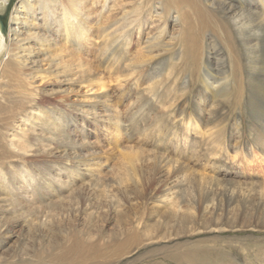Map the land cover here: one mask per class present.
I'll use <instances>...</instances> for the list:
<instances>
[{
  "label": "rangeland",
  "instance_id": "1",
  "mask_svg": "<svg viewBox=\"0 0 264 264\" xmlns=\"http://www.w3.org/2000/svg\"><path fill=\"white\" fill-rule=\"evenodd\" d=\"M197 1L211 12L207 22L200 23L190 7H174L189 22L170 24L161 40L155 41L159 45L153 43L151 49L144 41L159 32L153 26L145 27L140 36L136 29L131 43L120 46L114 24L126 9L103 28L97 27L88 39H63V45L52 44L48 53L26 42V49L36 48L34 56L38 57L0 70V149H6L0 150L3 178L15 182L19 175L42 176L45 170L54 174L67 160L82 161L79 153L88 154L84 165L91 159L99 162L96 180L86 173L89 179L78 178L71 189L56 184L51 196L41 186V200L21 198L17 204L21 206L13 207L15 213L5 205V190L0 187V264H264L263 5L253 4L262 12L249 18L251 23L240 31L237 17L245 16L244 10L218 14L208 10L203 0ZM227 1L235 7L244 3ZM19 2L11 1L7 31L15 28L11 14ZM205 63L211 65L217 79L225 71V90L206 89L201 80ZM183 82L190 91L183 93ZM115 115L123 123V130L118 131L122 137H115ZM83 127L96 132L85 134ZM175 132L179 135L174 136ZM13 136L18 138L14 142L17 150L10 145ZM17 156L20 158L15 159ZM140 180L145 182V192ZM167 198L175 199L183 210L172 214ZM191 219L196 226H190ZM160 220L168 224L162 228ZM126 223L133 226L128 233L131 226ZM138 223L142 225L137 227ZM120 224L126 226L121 229ZM120 235L126 236L122 239ZM79 237L98 252L82 260L74 253L48 259V253H61L59 243L73 250Z\"/></svg>",
  "mask_w": 264,
  "mask_h": 264
},
{
  "label": "bare ground",
  "instance_id": "2",
  "mask_svg": "<svg viewBox=\"0 0 264 264\" xmlns=\"http://www.w3.org/2000/svg\"><path fill=\"white\" fill-rule=\"evenodd\" d=\"M11 1L12 0H0V57L2 55V53L4 52V50L6 49L7 51V57L5 56V60L0 64V70L2 71L4 68L10 67L11 65H16V64H21V63H25V61H23V59L25 60V58L28 61H33V58H37L38 56H34L35 54V50H37L36 48H29L26 49V42L29 43L30 46L35 47V46H39L41 47L42 51H44V48L46 50V52L48 53V51L51 49L52 44L57 43L56 45H60L62 43L61 40L65 39L66 42L68 41V39L70 38H77L78 40H86L88 39V37L90 35H93L96 28L99 27L100 29L103 28V24L107 23V22H111L110 19L113 17H118L116 14H119L121 12V10H126L127 12L124 13V16H122V19L117 18V22H115V27L117 30V34H119V37H117L118 40L121 41V47L125 48L128 44L131 43V39H132V33H134V31L137 29V32L139 34V36L141 35V33L144 31L145 27H149V26H153V28L158 29L159 32L157 34H153L151 36H148V38L144 41V45L146 46L147 49H151V45L154 43H157L155 41H157L159 39V41L162 38V34L165 33L166 28L170 25V24H175V23H179L181 24V22H186L188 23V19L186 16L183 15V17L181 18V14L176 11V9L174 7H182L183 6H187L190 7L192 9H194L197 12V20H200L199 22L205 23L207 22V17L211 14V12H207L205 11L202 6V4L200 3V5L198 4L199 2L197 0H148L149 3H147L145 0H20L19 2V6L15 7L14 13L13 15L11 14L12 18L11 21L12 24L15 25V28L12 27H8L10 30L7 31V28L5 27V21L9 18L10 16V8L9 6L11 5ZM201 1V0H199ZM204 1V6H206V8L210 11H215L222 14H225V12H230V14H233L234 12L236 13V10L239 8L241 10H244L245 12V16H238L237 18L240 20V24L241 26L240 31L242 29V31H244L246 29V25L250 24L251 21H249L248 19H252V17H254L256 14L261 13L262 9L259 10V8L256 7H252L253 4L257 3H262L263 5V12L264 13V0H242L244 3L239 4L237 7H235V4L232 1H227V0H203ZM202 1V2H203ZM239 1V0H238ZM228 2V3H227ZM241 3V2H240ZM210 4V5H209ZM132 5V6H131ZM147 5V8H144ZM248 5V6H247ZM131 6L132 8L129 9L128 7ZM213 6L218 7L219 10H216L213 8ZM261 6V5H260ZM203 7V8H202ZM235 8V9H234ZM247 8V9H246ZM193 10V11H194ZM191 11V10H190ZM184 12V11H183ZM224 12V13H223ZM9 13V14H8ZM12 13V12H11ZM115 13V14H114ZM234 13V14H235ZM123 14V12H122ZM173 14H176V17L172 16ZM184 14V13H183ZM209 14V15H208ZM217 14V13H216ZM215 14V15H216ZM229 14V13H228ZM242 14V13H241ZM115 15V16H114ZM238 15V14H237ZM261 15V14H260ZM259 15V16H260ZM230 16V15H229ZM228 16V17H229ZM213 16H211L210 18H212ZM233 17V16H231ZM121 18V17H120ZM215 18V17H214ZM236 18V17H235ZM264 18V17H263ZM213 19V18H212ZM182 20V21H181ZM215 20V19H214ZM237 20V19H236ZM225 21V20H224ZM230 21V20H229ZM104 22V23H103ZM222 22V21H221ZM192 23V22H191ZM217 23V22H216ZM220 23V22H219ZM238 23V22H237ZM253 23V22H252ZM158 24V25H157ZM190 24V23H189ZM193 24V23H192ZM197 24V23H196ZM221 24V23H220ZM219 24V25H220ZM239 24V23H238ZM254 24V23H253ZM260 24V23H259ZM187 25V24H186ZM261 25V24H260ZM239 26V25H238ZM258 26V25H257ZM184 27V26H183ZM187 27L189 29H191V24L187 25ZM151 28V30L153 29ZM238 28V29H239ZM193 29V28H192ZM205 29V28H204ZM188 30V29H187ZM186 30V31H187ZM199 30V29H198ZM255 30V29H254ZM97 31V30H96ZM180 31V30H179ZM186 31H184V35L188 34ZM257 31V30H256ZM239 32V31H238ZM246 32V31H245ZM260 32V31H259ZM153 33V32H151ZM202 33V32H201ZM236 33V32H235ZM231 34V33H230ZM246 33H243V35ZM253 34V33H252ZM9 35V36H8ZM182 36V35H181ZM187 37H189L188 35H186ZM233 36V35H232ZM261 36V35H260ZM9 38L10 44L11 45L9 48L6 47V43H7V39ZM95 37V36H94ZM184 37V36H183ZM241 38V37H240ZM249 38V37H248ZM247 38V39H248ZM11 39V40H10ZM97 39V38H96ZM99 39V37H98ZM203 39V38H202ZM191 40V39H190ZM196 40V39H195ZM252 40V39H251ZM158 41V42H159ZM194 41V40H193ZM65 42V43H66ZM93 42V41H92ZM174 42V41H173ZM196 42V41H195ZM193 42V43H195ZM258 42V41H257ZM60 43V44H59ZM25 44V45H24ZM78 45H81V43H77ZM158 44V43H157ZM251 44V43H249ZM15 45L17 46V48L13 49L12 46ZM63 45V44H62ZM159 45V44H158ZM192 45V44H191ZM197 45V44H196ZM254 45V44H253ZM256 45V44H255ZM157 46V45H156ZM188 46V45H187ZM262 46V45H261ZM60 47V46H59ZM66 47V45H65ZM86 48V47H85ZM142 48V47H141ZM195 48H197L195 46ZM254 48V47H253ZM57 49H59L57 47ZM61 49V48H60ZM211 49V48H210ZM236 49V48H235ZM140 50V49H139ZM252 50V49H251ZM259 50V49H258ZM41 51V52H42ZM107 51V50H106ZM105 51V52H106ZM118 51V50H117ZM141 51V50H140ZM201 51V50H200ZM260 51V50H259ZM196 52V50H195ZM254 52V51H252ZM28 53V54H27ZM197 53V52H196ZM205 53V51H204ZM250 53V52H249ZM258 53V52H256ZM38 54V53H37ZM113 55V54H112ZM112 55H110L112 57ZM125 55V54H124ZM201 55V54H200ZM206 55V54H205ZM142 56V55H141ZM252 56V54H251ZM203 57H205L203 55ZM34 58V59H35ZM183 58V57H182ZM4 59V58H3ZM142 60V59H141ZM198 60V59H197ZM203 60V59H202ZM35 61V60H34ZM126 61V60H125ZM196 61V60H194ZM118 62V61H117ZM121 62V61H120ZM204 62V61H203ZM241 62V61H240ZM30 63V62H29ZM36 62L32 63L33 65H35ZM94 63V62H93ZM106 63V62H105ZM207 63V62H206ZM204 64L203 67V71H205V74L202 75L201 80L202 83L205 85L207 90H213L214 92L216 91H221V90H225L226 88V82L228 77L225 76L224 72H219L218 75H220V78L217 79L212 75L211 72V65L210 64ZM217 63L219 64L218 60ZM31 64V63H30ZM38 64V63H37ZM36 64V65H37ZM107 64V63H106ZM240 64V63H239ZM242 64V63H241ZM252 68L253 66V62L252 60H249L248 63ZM91 65V64H90ZM217 65V64H216ZM219 66V65H218ZM236 66V65H234ZM97 67V66H96ZM121 67V66H120ZM221 67V66H220ZM219 67V68H220ZM35 68V67H34ZM92 68V67H91ZM122 68V67H121ZM135 68V67H134ZM229 68V67H228ZM242 68V67H241ZM9 69V68H8ZM234 70V69H233ZM129 71V70H128ZM214 71V70H213ZM238 72V71H237ZM236 72V73H237ZM264 72V71H263ZM93 73V72H92ZM96 73V71H95ZM131 73V72H130ZM233 73V72H232ZM179 74V73H178ZM231 74V73H230ZM264 74V73H263ZM262 74V75H263ZM234 76V74H233ZM237 76V74H236ZM102 77V76H101ZM124 78V77H123ZM181 78V76H180ZM235 78V77H234ZM184 79V78H183ZM182 79V80H183ZM242 79V78H241ZM187 80V79H186ZM250 80V79H249ZM185 81V80H184ZM244 81V80H243ZM225 82V83H224ZM252 82V81H251ZM184 84L182 85V90L183 93L187 92L189 90L188 86L186 85L185 82H183ZM238 84V83H237ZM181 85V84H180ZM228 85V84H227ZM254 85V84H253ZM252 85V86H253ZM190 86V85H189ZM249 87V86H248ZM141 88V87H140ZM250 88V87H249ZM190 91V90H189ZM206 91V90H205ZM140 93V92H139ZM209 93V92H208ZM224 93V92H223ZM137 94V93H136ZM211 94V93H210ZM186 95V94H185ZM1 97V96H0ZM153 97V96H152ZM223 97V96H222ZM221 98V96H220ZM2 101V100H1ZM4 101V100H3ZM33 102V101H32ZM136 102V101H135ZM5 104V103H4ZM33 106V105H32ZM116 107V106H115ZM212 107V106H210ZM23 108V107H22ZM108 108V107H107ZM32 109V108H31ZM132 109V108H131ZM215 109V108H214ZM213 109V110H214ZM97 108H94V112H96ZM217 110V109H216ZM116 111V109H115ZM203 111V110H202ZM25 112V111H24ZM33 112V111H32ZM71 112V111H70ZM90 112V111H89ZM93 112V113H94ZM1 114V112H0ZM15 114V113H14ZM66 114V113H65ZM111 114V113H110ZM119 114V113H117ZM210 114V113H209ZM98 115V114H97ZM11 116V114L9 115ZM117 116V115H115ZM136 116V115H135ZM215 116V115H214ZM138 117V116H137ZM27 117H22L21 119H26ZM60 118V117H59ZM96 118V115H93V119ZM117 123L116 124V128H115V137H119L121 136V133H119L118 131L120 129H122L123 123L121 122V117L118 115L117 117ZM23 120V121H24ZM29 120V118H28ZM14 121V120H13ZM55 121V120H54ZM114 121V119H113ZM123 121V120H122ZM32 122V120H31ZM57 122V121H56ZM66 122V121H65ZM63 123V122H62ZM225 123V122H222ZM239 123V122H238ZM14 124V123H13ZM23 124V123H22ZM42 125V124H41ZM93 125L95 126V122L93 123ZM47 126V125H46ZM81 127V126H80ZM42 127H40L41 129ZM102 128V127H101ZM237 128V127H236ZM105 129V128H104ZM126 129V128H125ZM29 130V129H28ZM44 132H49L48 129H42ZM107 130V129H105ZM123 130V129H122ZM30 131V130H29ZM81 131L84 132L85 134H91L92 132L95 133L96 129L95 128H88L87 127H83L81 128ZM108 131V130H107ZM26 132V131H25ZM24 132V133H25ZM113 132V131H112ZM7 134V133H6ZM13 134V133H12ZM145 134V133H144ZM15 135V134H14ZM50 135V134H49ZM123 135V133H122ZM179 135L177 132L174 133V136ZM9 136V135H8ZM17 136V135H16ZM16 136H13L11 139V148H17L14 147V142L16 141ZM43 136V135H42ZM52 136V135H51ZM146 136V135H145ZM216 136V134H215ZM37 140L41 137L39 135L36 136ZM55 137V135H54ZM84 137V136H83ZM122 137V136H121ZM152 137V136H151ZM5 138V137H4ZM59 138V137H58ZM87 138V137H85ZM114 138V137H112ZM22 139V138H21ZM24 139V138H23ZM111 139V138H110ZM2 140V138H1ZM0 140V141H1ZM33 140V139H32ZM145 140V139H144ZM263 140V139H262ZM7 139H6V143H7ZM147 141V140H146ZM40 142V140L38 141ZM9 143V142H8ZM116 143V142H115ZM122 143V142H121ZM262 143V141H261ZM114 144V143H113ZM112 144V145H113ZM189 144V143H188ZM191 144V143H190ZM214 144V143H213ZM6 145V144H5ZM22 145V144H21ZM24 145V144H23ZM22 145V146H23ZM111 145V144H110ZM120 143L117 144V146H119ZM186 145V144H185ZM3 146V145H2ZM8 146V145H7ZM6 146V147H7ZM21 146V147H22ZM26 146V145H25ZM24 146V147H25ZM95 146V145H94ZM187 146V145H186ZM192 146V144H191ZM195 146V145H194ZM9 147V146H8ZM20 147V146H19ZM20 147V148H21ZM23 147V148H24ZM28 147V146H27ZM10 148V147H9ZM50 148V147H49ZM157 148V147H156ZM27 149V148H26ZM35 149V148H34ZM92 149V148H91ZM1 150V149H0ZM6 150V149H4ZM1 150V151H4ZM17 150V149H16ZM15 150V152H17ZM23 150V149H22ZM25 150V148H24ZM45 151V149H43ZM193 150V148H192ZM120 151V150H118ZM19 152V150H18ZM41 151H38V153ZM46 152V151H45ZM87 152V151H86ZM96 152V151H95ZM116 152V150L114 151ZM33 153V152H32ZM37 153V151H36ZM75 153V152H74ZM94 153V151H93ZM102 153V152H101ZM121 152H119L120 154ZM1 154V153H0ZM26 154V153H24ZM45 154V153H44ZM78 154V153H77ZM90 154V153H89ZM97 154V153H95ZM19 155V154H18ZM23 155V154H22ZM41 155V153H40ZM43 155V154H42ZM88 155V154H87ZM83 154V153H79L77 156H80L78 158L82 159V161H76V160H72L68 162H64L60 165V171H56L54 174H50L47 170H45L44 172L41 171L43 169H39L41 172L42 176H39V173L36 174H31L29 175V177H25L23 175H19L15 178V182L11 181L10 179H8L7 177L3 178L0 175V187L2 188V190H5V197L6 201L5 204L7 207H10L11 213H15V209L13 208L15 206V204H19V202L23 199H27V201L29 202H35L36 199H40L43 196V194L45 193L48 196H51L52 193L55 191V186L56 184L59 185L60 188H65V187H69L70 189L72 188V186L74 185V183L78 180V178H80L79 180L84 181V178L88 173V175L92 178H96L97 177V171H95V167L99 165V162L97 159H91L90 157V161H88L87 165H84L85 160H88L89 157ZM104 155V154H103ZM102 155V156H103ZM3 156V155H2ZM27 156V155H24ZM76 156V158H77ZM96 156V155H95ZM101 156V157H102ZM107 156V155H105ZM138 156V155H137ZM23 157V156H22ZM94 157V156H92ZM97 157H99V155H97ZM95 157V158H97ZM110 157V156H108ZM20 157L17 156L18 159ZM105 158V157H104ZM140 158V157H139ZM3 159V158H1ZM12 159V158H10ZM9 159V160H10ZM44 159H46L44 157ZM73 159V157H72ZM101 159V158H100ZM99 159V161H100ZM134 159V158H133ZM41 160V159H40ZM48 160V159H47ZM46 160V161H47ZM64 160V159H63ZM8 161V160H7ZM45 161V160H44ZM43 161V162H44ZM51 161V160H50ZM49 161V162H50ZM65 161V160H64ZM105 161V160H104ZM21 162V161H20ZM52 162V161H51ZM62 162V161H61ZM6 163V162H4ZM45 163V162H44ZM43 163V164H44ZM55 163V162H53ZM52 163V164H53ZM78 163H80L78 165ZM103 163V162H102ZM178 163V162H176ZM36 164V163H35ZM78 165V166H77ZM185 165V164H182ZM44 166V165H43ZM104 166V165H103ZM187 166V165H186ZM38 167V166H37ZM49 167V166H48ZM55 167V166H54ZM59 167V165H58ZM57 167V169H58ZM185 167V166H184ZM8 168V167H7ZM103 168V167H102ZM177 168V167H176ZM48 169V168H47ZM52 169V168H51ZM1 170V169H0ZM10 170V169H9ZM35 170V169H34ZM5 171V169H4ZM14 171V170H13ZM134 172V170H133ZM5 173V172H3ZM35 173V171H34ZM52 173V172H51ZM8 174V173H7ZM86 174V175H84ZM5 175V174H4ZM25 175V174H24ZM101 175V174H100ZM98 175V177L100 176ZM103 175V174H102ZM133 176L135 178H138V176L135 174V172L133 173ZM15 177V176H14ZM13 177V178H14ZM101 177V176H100ZM71 178V183H70V179ZM102 178V177H101ZM89 179L88 176H86V180ZM99 181L101 180L100 178ZM19 180H21V182H19ZM59 180V181H58ZM96 180V179H95ZM134 180V179H133ZM159 181V180H158ZM12 182V183H11ZM141 185L142 188L144 190V192L146 191V185L145 182L143 180L138 181ZM84 183V182H83ZM88 183V182H87ZM98 183V182H97ZM86 184V183H85ZM84 185V184H83ZM157 185V184H156ZM263 185V184H262ZM41 186H44V193L41 192L40 188ZM51 187V192L49 190V187ZM86 187V185H85ZM263 187V186H262ZM8 188V189H7ZM66 189V188H65ZM93 189V188H92ZM91 190V189H90ZM162 190V189H161ZM252 191V190H251ZM264 191V190H263ZM260 191V192H263ZM127 194V193H126ZM234 194V193H233ZM3 195V196H4ZM175 195V194H173ZM209 195V193H208ZM54 196V195H53ZM172 197V196H170ZM68 198V197H67ZM77 199V198H76ZM233 199V198H232ZM231 199V200H232ZM3 200V199H2ZM46 200V199H44ZM62 200V199H61ZM170 200L169 202V211L174 214L177 215L182 209V206L180 203H177L175 201V199L173 200V198L168 199L167 201ZM233 201V200H232ZM24 202V201H23ZM26 202V201H25ZM45 202V201H44ZM79 202V201H78ZM38 203V202H37ZM77 203V202H76ZM46 205V204H43ZM48 205V204H47ZM203 205V204H202ZM17 206H21V205H17ZM42 207V206H41ZM40 207V208H41ZM90 207V206H89ZM124 207V206H123ZM162 207V206H161ZM202 207V206H201ZM46 208V207H45ZM158 208V207H157ZM25 209V208H23ZM49 209V207H48ZM59 209V208H58ZM133 209V208H132ZM191 209V208H190ZM147 210V209H146ZM190 211V210H189ZM18 213L19 212L16 211ZM131 213V212H130ZM129 213V214H130ZM182 213V212H181ZM189 213V212H188ZM194 213V212H193ZM21 214H23L21 212ZM196 214V213H195ZM124 215V214H123ZM140 215V214H139ZM159 215V214H158ZM188 215V214H187ZM194 216V215H193ZM160 217V215H159ZM177 217V216H176ZM38 218V217H37ZM158 218V217H157ZM42 219V218H41ZM161 218H158V220ZM187 219V218H186ZM130 220V219H129ZM135 220V219H134ZM157 220V221H158ZM192 220V221H191ZM189 221L190 222V226L194 227L196 226V222L194 219H191ZM161 221V220H160ZM185 221V220H184ZM124 222H126L124 220ZM133 222V221H132ZM131 222V223H132ZM156 222V221H155ZM135 223V221H134ZM157 223V222H156ZM160 223V222H159ZM166 223L168 224V222L165 221H161V227L163 228L164 226H166ZM233 223V222H232ZM123 224V223H122ZM121 225V229L122 226ZM125 224V223H124ZM127 224V223H126ZM119 225V226H120ZM128 225V224H127ZM131 226V224H129ZM128 225V226H129ZM133 225V224H132ZM140 223H138V225H136L137 227H140ZM156 226L158 224H155ZM171 225V224H170ZM186 225V224H185ZM236 225V224H235ZM126 226V225H125ZM124 226V227H125ZM127 226V227H128ZM135 226V225H134ZM147 227V225H145ZM133 230V226L130 227V229L127 230V233L129 230ZM148 228V227H147ZM146 228V229H147ZM173 228V227H172ZM167 229V227H166ZM39 230V229H38ZM116 230V229H115ZM136 230V228H135ZM134 230V233H135ZM156 230V229H153ZM138 231V230H137ZM136 231V232H137ZM143 231V230H142ZM141 231V232H142ZM43 232V231H42ZM124 232V231H123ZM140 232V233H141ZM125 233V232H124ZM131 233V232H129ZM133 233V232H132ZM143 233V232H142ZM141 233V234H142ZM126 234V233H125ZM137 234V233H136ZM116 235V234H115ZM146 235V234H145ZM150 235V234H149ZM148 236H145V238H147L148 240ZM124 237L126 235H123ZM143 236V235H141ZM121 237V235H120ZM118 237V238H120ZM123 237V238H124ZM128 237V236H127ZM138 237V235L135 237V239ZM43 238V237H42ZM122 238V237H121ZM120 238V239H121ZM122 238V239H123ZM116 240H118L117 238H115ZM119 239V240H120ZM126 239V238H125ZM131 239V236L130 238ZM143 239V238H142ZM47 240V239H46ZM118 240V242H119ZM127 240V239H126ZM132 240V239H131ZM139 240V239H138ZM137 240V241H138ZM141 240V238H140ZM146 240V239H145ZM130 241V240H129ZM143 241V240H141ZM117 242V241H116ZM134 243L136 242H132V244L134 245ZM90 244V243H89ZM88 244H86V241L82 240L80 237L77 238L75 240L74 246H73V250H67L68 248L66 246H62L61 243H59L58 245H56L57 247H59V251L61 249V253L59 252V254L57 255H53V253H48V259L54 260L57 257H63L65 254H71L74 253L75 256H77V259H85L87 255H91V253L93 252H98V248L90 245L87 246ZM126 244H122L120 246L125 247ZM142 246V243L140 244ZM136 246V245H135ZM44 250L45 246H42ZM50 247L49 245H46V248ZM101 247V246H100ZM138 247V246H137ZM134 248V247H133ZM100 249V248H99ZM124 250V249H122ZM220 250V249H219ZM224 250V249H223ZM100 251V250H99ZM189 251V250H188ZM187 251V253H188ZM194 251V250H193ZM192 251V252H193ZM222 251V250H221ZM6 252V251H5ZM172 252V251H171ZM191 252V253H192ZM196 252V251H195ZM202 252V251H200ZM203 252H207V251H203ZM224 252H226L224 250ZM7 253V252H6ZM212 253H215L214 251ZM218 253V251H217ZM24 254V253H23ZM22 254V255H23ZM225 254V253H224ZM63 255V256H62ZM73 255V254H72ZM71 255V256H72ZM119 255V254H118ZM122 255V254H121ZM124 255V254H123ZM122 255V256H123ZM177 255V254H176ZM175 255V257H176ZM180 255V253H179ZM184 255V254H183ZM182 255V256H183ZM189 255V254H187ZM202 255V254H201ZM216 254H214L215 256ZM227 255V253L225 254ZM228 255H231L228 253ZM21 256V255H20ZM70 256V255H69ZM121 256V257H122ZM181 256V257H182ZM186 256V254H185ZM191 257H193L190 254ZM198 256V254H197ZM221 256V255H220ZM120 257V255H119ZM141 257V256H140ZM156 257V256H155ZM187 257V256H186ZM216 257V256H215ZM227 257V256H225ZM230 257V256H229ZM65 258V257H63ZM112 258V257H109ZM196 258V257H195ZM217 258V257H216ZM119 259V258H118ZM121 259V258H120ZM155 259V258H154ZM188 259V258H187ZM218 259V258H217ZM227 259V258H226ZM69 260V259H68ZM67 260V261H68ZM95 260V259H94ZM177 260V259H176ZM191 260V259H190ZM229 260H232V258H230ZM228 263H231V261ZM72 261H75L72 260ZM84 261V260H83ZM151 261V260H150ZM165 261V260H163ZM167 261V260H166ZM170 261V260H169ZM178 261V260H177ZM180 261V260H179ZM189 261V260H187ZM43 262V261H42ZM64 262V261H63ZM85 262V261H84ZM172 262V261H171ZM220 262V261H219ZM162 263V262H161ZM174 263V262H173ZM172 263V264H173ZM189 263V262H188ZM187 263V264H188ZM193 263V262H192ZM224 263V262H223ZM89 264V263H88ZM175 264V263H174ZM182 264V262H181ZM191 264V263H190Z\"/></svg>",
  "mask_w": 264,
  "mask_h": 264
}]
</instances>
